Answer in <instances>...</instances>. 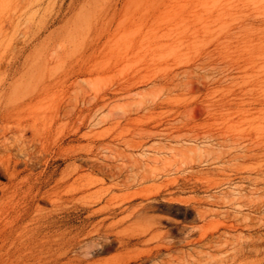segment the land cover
I'll return each instance as SVG.
<instances>
[{
    "label": "rangeland",
    "instance_id": "1",
    "mask_svg": "<svg viewBox=\"0 0 264 264\" xmlns=\"http://www.w3.org/2000/svg\"><path fill=\"white\" fill-rule=\"evenodd\" d=\"M13 34L0 128L46 117L15 187L99 210L82 264H264V0H0V50Z\"/></svg>",
    "mask_w": 264,
    "mask_h": 264
},
{
    "label": "bare ground",
    "instance_id": "2",
    "mask_svg": "<svg viewBox=\"0 0 264 264\" xmlns=\"http://www.w3.org/2000/svg\"><path fill=\"white\" fill-rule=\"evenodd\" d=\"M3 38L9 42V46L0 50V85L15 94L21 89L22 80L18 64L27 47L24 43L20 47L14 45L19 40L15 34ZM29 86L32 87L33 84ZM74 105L72 98L67 97L62 106L56 107L53 118L71 120ZM74 114L76 116L73 118H78V114ZM45 120L46 117L23 119L17 116L15 126L11 125L12 128L7 129L4 126L0 128V177L5 176L8 180L7 184H0V264H82L83 256L88 254L86 249L99 246L100 241L111 233V224L104 227V220L94 223L88 231H85V224L95 217L99 210H92L83 217L84 208L77 205L72 208L71 206L65 207L61 196L45 191L43 197L50 202L52 209L47 213H42L36 205L31 204V201L18 196L14 183L19 174L16 167L22 163L23 170H26L28 164L39 159L28 150L30 147L28 144H33L37 140L41 141L38 137L46 130ZM27 133L30 134L28 137ZM8 134L12 139L7 143ZM78 171L74 181L79 179ZM45 177L48 183L50 179L47 175ZM124 206V210H128L129 206ZM143 207L145 203L142 199L137 208L143 210ZM41 218L44 219L42 223L32 227L34 223L38 224ZM73 222L75 224L71 225ZM133 239L135 238L120 239L118 244L130 246L135 241ZM141 239L136 240L140 242ZM107 241L109 242L108 239ZM164 248L167 250L170 247Z\"/></svg>",
    "mask_w": 264,
    "mask_h": 264
}]
</instances>
